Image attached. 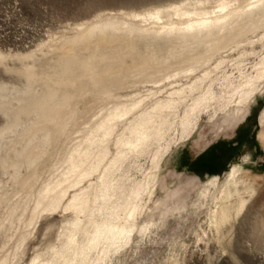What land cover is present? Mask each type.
Listing matches in <instances>:
<instances>
[{"label": "bare ground", "instance_id": "6f19581e", "mask_svg": "<svg viewBox=\"0 0 264 264\" xmlns=\"http://www.w3.org/2000/svg\"><path fill=\"white\" fill-rule=\"evenodd\" d=\"M0 66L18 78L0 82V264H117L165 224L150 204L165 160L264 95V0L99 12ZM255 195L232 167L193 205L218 240Z\"/></svg>", "mask_w": 264, "mask_h": 264}, {"label": "rangeland", "instance_id": "374dc122", "mask_svg": "<svg viewBox=\"0 0 264 264\" xmlns=\"http://www.w3.org/2000/svg\"><path fill=\"white\" fill-rule=\"evenodd\" d=\"M168 1L0 0V51H28L99 12L140 10ZM1 81L16 83L18 78L0 66ZM263 108L261 95L237 119L212 124L204 118L195 136L173 151L162 165L150 203L155 221L163 217L165 224L136 237L138 246L127 249L117 264H264V127L259 124ZM244 156L247 160L242 162ZM232 167L254 186L256 195L217 240L207 226L206 207L196 208L193 202L209 178L217 175L222 181ZM48 222L43 221L30 242L29 255ZM200 229L207 231L204 242L197 237Z\"/></svg>", "mask_w": 264, "mask_h": 264}]
</instances>
